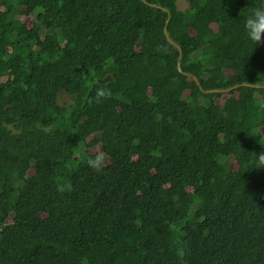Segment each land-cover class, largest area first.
Masks as SVG:
<instances>
[{"label":"trees","instance_id":"obj_1","mask_svg":"<svg viewBox=\"0 0 264 264\" xmlns=\"http://www.w3.org/2000/svg\"><path fill=\"white\" fill-rule=\"evenodd\" d=\"M258 6L0 0V264H264Z\"/></svg>","mask_w":264,"mask_h":264},{"label":"clouds","instance_id":"obj_2","mask_svg":"<svg viewBox=\"0 0 264 264\" xmlns=\"http://www.w3.org/2000/svg\"><path fill=\"white\" fill-rule=\"evenodd\" d=\"M244 29L247 38L256 45L264 43V6L254 8L247 16L244 22ZM112 97V91L107 87H99L95 91V99L100 101ZM255 158V168L264 169V151L259 154L252 153ZM108 163L107 155L102 151H97L89 155L86 159L87 166L94 172L100 173ZM73 190L70 180L57 183L56 191L58 193H67ZM183 255V253H179Z\"/></svg>","mask_w":264,"mask_h":264},{"label":"rangeland","instance_id":"obj_3","mask_svg":"<svg viewBox=\"0 0 264 264\" xmlns=\"http://www.w3.org/2000/svg\"><path fill=\"white\" fill-rule=\"evenodd\" d=\"M180 7H181V8H183V7H184V4H183L182 2L180 3Z\"/></svg>","mask_w":264,"mask_h":264}]
</instances>
